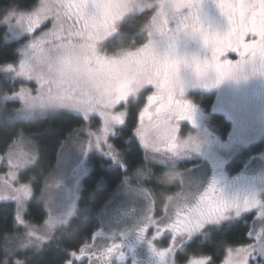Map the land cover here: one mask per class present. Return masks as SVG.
Masks as SVG:
<instances>
[{"label":"snow or ice","instance_id":"snow-or-ice-1","mask_svg":"<svg viewBox=\"0 0 264 264\" xmlns=\"http://www.w3.org/2000/svg\"><path fill=\"white\" fill-rule=\"evenodd\" d=\"M131 0H62L51 2L41 0L24 12L16 15V23L31 36L29 50L16 65H8L18 76L34 79L37 87L30 90L22 87L19 96L30 109L68 108L77 110L85 117L97 115L100 123L93 131L85 130L90 145L103 147L115 156L117 149L106 137L116 125L127 123L130 110L135 105L137 114L131 127L146 157L152 161H170L199 150L195 137L177 135L180 121L192 122L194 105L183 99L184 91H175L168 86L169 74L178 73L181 64L188 61L177 55L174 41L182 30L198 29L203 33V45L210 53L211 62L192 58L198 73L197 82L212 87L225 78H236L246 63L259 61L253 67V74L264 75V0H214L220 14L227 21L223 33L209 32L202 27L199 14V0H189L190 14L169 26L165 12L167 0H159L157 12L137 13L128 7ZM142 15L143 25L138 26L136 16ZM51 18L52 28L35 35L36 31ZM129 18L127 27L122 22ZM67 25V40L54 44L49 37L60 39ZM143 36V40L139 37ZM236 57L235 62L229 59ZM212 68L215 80L202 82L200 74ZM148 93L147 95H145ZM25 152L19 145H13L9 153L8 167L11 169L23 161ZM173 170V169H172ZM171 170V171H172ZM14 173L0 176V196L8 193L14 199L28 195V188L13 183ZM168 190L162 215L153 216L157 232L170 231L173 238L191 237L201 229L219 224L229 214L248 210L261 205L255 195L240 199L228 194L213 180L206 186L197 185L185 171L176 170L172 176H162ZM169 179L171 183H169ZM202 189V190H201ZM187 190V191H185ZM46 224L51 227L50 222ZM29 239L40 241L35 230L27 232ZM20 247H24L21 244ZM119 247L112 244L103 255L107 259ZM80 252H84L81 248ZM174 240L157 252L161 258L176 259ZM255 251L249 246L234 249L227 247L223 264H248ZM88 256L96 255L91 248ZM211 255H199L187 260L186 264H209ZM15 264H22L16 260ZM70 264V262H67Z\"/></svg>","mask_w":264,"mask_h":264},{"label":"rangeland","instance_id":"rangeland-1","mask_svg":"<svg viewBox=\"0 0 264 264\" xmlns=\"http://www.w3.org/2000/svg\"><path fill=\"white\" fill-rule=\"evenodd\" d=\"M40 2L41 0H38L35 6H39ZM51 2H57V0H51ZM62 2L67 3L68 1L62 0ZM24 11L26 10L15 8L0 10V25L5 26V39L18 43L16 60L0 66V71L6 73L2 80L7 86L0 93V116L12 119H30L47 113L68 111L80 114L84 119V123L76 127L63 143L61 150L58 152L54 168L44 179V186L41 192L36 195V198L43 202L46 210V217L40 224H35L26 218L27 203L33 198L34 192L30 181L20 179L21 170L32 164L37 154L35 139L28 134L18 135L8 149L0 153V176L7 175L11 171L15 174L12 182L17 186H24L25 182H27L26 186L28 188V195L21 199H14L8 193L0 196V201H11L14 203L16 225L19 227L17 234L10 237L11 239L6 245L9 254L7 258L9 259H5L3 264H15L16 260L22 261L24 257L36 254L41 243L51 240L67 224L77 207L81 181L88 173L90 167L88 158L92 152L107 158L111 165L125 167L118 142L129 140L130 136L126 132L132 135L131 127L139 107V105L133 106L127 123L114 126L111 133L106 137L107 141L117 149L115 156L107 154L103 147L90 145L85 137L87 128L95 131L99 125L100 118L97 115L85 117L83 113L68 108H48L43 110L28 108L20 98L19 90L22 87L35 90L37 87L35 80L18 76L7 67L8 65H16L24 58V53L29 50L31 36L21 25L16 23V15H10V13ZM66 26L65 31L60 34L59 40L55 37H49L54 44L66 42ZM51 28L52 21L50 18L36 31L35 35L39 36ZM254 66L257 67V64H252L251 70L246 73L240 71L242 74L245 73L244 76L238 73L236 78L229 77L215 95L212 106L206 108L194 107L198 110L197 125H189L180 121L178 137H195L199 143L198 151L173 158L170 161H152L144 154L145 164L133 175L134 180L130 184L128 180H125L122 183L124 187L118 191L116 199L104 209L101 220L102 227L97 230V236L127 235L144 224L151 226L146 236L147 240H154L156 244L160 242L161 236L154 227L156 221L152 218V215H162L164 205L169 202L166 199L161 205H157L155 196L144 183L148 175V161L177 164L185 162L184 165L186 167L180 170L185 171L187 176L195 180L194 193L198 190V184L206 186L219 178L222 188L228 194H234L240 199L254 194L259 203L264 205V98L253 99L250 97L251 89L257 84L255 78L260 77V81L264 82V75L253 74ZM187 67V72L184 74L179 73L176 79L183 77L186 85L193 83L201 86L202 84L197 82L193 75L192 68L194 67L192 65ZM207 73L212 75V71L208 69L205 72L206 76ZM207 79L209 77H202L201 81L207 82ZM198 89L195 90L196 92L190 93V97L200 102L207 98L208 95L206 93L207 90ZM183 98L187 99V96L184 95ZM135 107H137L136 110ZM221 114L228 116L232 121L230 131L227 133L222 128L223 116ZM135 139L137 140L136 137ZM13 145H19V151L25 152V156L22 162L13 165L10 169L7 161ZM261 211L259 206L248 210L242 209L239 214L233 212L221 223L209 225L193 234L190 238L177 236L175 238L176 241L174 240L176 249L196 235L206 237L211 229L223 222L246 220L245 217L247 215L249 216V220H247L249 222L247 233L249 240L241 245L255 249L249 257L248 264H261L264 260V214H261ZM46 222H50L52 226L49 227ZM29 230H35L41 240L29 239L26 235ZM56 231L57 234H55ZM99 240L92 247L91 243L87 247L86 244L82 245L81 248L84 249V252H80V249L71 251V260L86 259V257H89L87 253L89 248L96 253L89 259H97V252L101 250L99 242L103 241L102 239ZM21 244H24V247H20ZM241 245L229 248L234 249ZM226 255L227 250L221 261L214 264H223Z\"/></svg>","mask_w":264,"mask_h":264},{"label":"trees","instance_id":"trees-1","mask_svg":"<svg viewBox=\"0 0 264 264\" xmlns=\"http://www.w3.org/2000/svg\"><path fill=\"white\" fill-rule=\"evenodd\" d=\"M38 0H0V10L15 8L28 10L33 8ZM142 15H137V25L143 23ZM129 18H126L121 27H127ZM18 56V43L5 39V26L0 25V66L16 60ZM6 73L0 71V93L6 89L2 80ZM208 95V94H207ZM185 100L200 103L208 107L209 97L196 101L188 96ZM141 106V105H139ZM137 107H135L136 110ZM84 123L83 117L74 112L58 111L39 115L30 119H12L0 116V153L8 149L12 141L21 134H28L35 139L37 154L32 164L21 170L20 179L30 181L34 196L27 203L26 218L40 224L46 217L43 202L36 198L44 186V179L54 168L58 152L70 133ZM223 131L227 130L228 121L222 118ZM129 135V140L118 142L119 151L123 156L125 167L111 165L107 158L100 154L89 155V170L82 178L77 201V207L70 220L55 232V237L41 243L34 255L24 257L22 264H86V260H71L70 252L76 251L84 244L93 241L98 243L103 236H97V230L102 227V214L104 209L114 201L118 191L124 187L122 183L133 181V175L145 164L144 151L134 136ZM245 154V153H244ZM243 154V155H244ZM243 161V160H242ZM148 175L144 183L155 196L157 205L166 201L167 196L173 194L175 189L163 185L160 179L163 175L171 177L173 172L186 167L182 164L166 162H147ZM173 169V170H172ZM172 170V171H171ZM126 175V176H125ZM125 177V178H124ZM169 183H171L169 179ZM264 198V197H263ZM246 220L227 221L211 229L206 237L196 235L191 240L183 243L177 251V264H185L188 259L199 255H211L209 264H214L223 258L227 247L245 244L249 238V216ZM19 227L15 220V207L11 201H0V264L9 256L6 248L10 237L17 234ZM99 240V241H100ZM261 264H264V260Z\"/></svg>","mask_w":264,"mask_h":264},{"label":"flooded vegetation","instance_id":"flooded-vegetation-1","mask_svg":"<svg viewBox=\"0 0 264 264\" xmlns=\"http://www.w3.org/2000/svg\"><path fill=\"white\" fill-rule=\"evenodd\" d=\"M67 1L68 0H65V2ZM174 2L180 5V7L177 9L176 15L167 14L169 18L170 27H174L176 20L183 17H187L191 11L188 6L189 0H174ZM199 14H200V21L202 27H206L209 32L215 31L218 33H223L224 31L227 30V21L220 14L218 8L215 5L214 0H199ZM142 25L143 23H141L140 26ZM189 33L198 34L199 39L196 41H188L187 36ZM143 39L144 37L140 36L139 40H143ZM174 44L177 55L186 59L188 63L186 65L181 64L178 73H176L174 76L171 74L167 76L166 82L168 86L177 92L182 89L184 91V95H186L189 100L191 99L188 97V95L190 96V93L196 92L195 90L197 88L207 90L206 93L208 94V97L211 101L208 107L212 106L213 105L212 101L214 100L215 95L217 94L219 89L223 86V84L227 82L229 78H225L221 80L218 84L212 87H204L203 85L197 86L193 83L187 85L186 87H179V88L172 85L173 78H176L179 73H183V74L186 73L188 65H192L194 67L192 68L193 75L195 76V79H197L198 73L195 69L194 64L192 63V58L197 57L201 61H203V59L207 57L209 62H211L210 53H208L205 50L203 45V33L200 30L193 28L182 30L181 33L176 36ZM228 58L233 59V62H235L236 57L234 55H230ZM252 64H257V67H259L258 60L253 63L246 62L242 66V69L240 71L246 73L248 70H251ZM208 70L212 71V75L211 73H207L206 76L204 72L200 74V79L202 80V77H206V78L209 77V79H207V82L214 81L216 76L214 69L208 68ZM240 71L239 74L244 76L245 73L242 74ZM255 80L257 84H255L256 86H254L251 89L250 97L253 99H262L264 98V82L260 81L261 80L260 77L255 78ZM147 94L148 93H146V95ZM192 104L194 105V107H205L202 106L200 103H194V101L192 102ZM197 116H198V110L194 108L192 122H189L188 120H182L181 122H184L189 125L190 124L197 125ZM223 117L225 118V120L228 121V127L226 130L227 133L230 131L232 121L229 119L228 116L224 115ZM215 180L218 182V186L222 188L221 180L219 178ZM150 229L151 226L143 224V226L139 227L137 230L127 235L118 234V235H114L113 237L103 236L102 238L103 241L99 242L101 250H98L97 252L98 254L97 259L91 260L89 259V257H86V260H89L86 262V264H90V263L92 264H177V258L175 259V261H173L170 255L164 258H161L160 256L157 255V252L159 250L164 249L166 246L169 245L170 240L176 241L175 239L176 237L173 238V235L170 231H165L163 233L158 232V234H160L161 236V240L158 244H156L154 240L148 241L146 238ZM89 243H91V247L92 245H95V242L93 241H90ZM89 243L86 244V247L89 245ZM112 244H117L119 245V247L107 259V257L104 256L103 254L106 253V248L111 246ZM79 249H81V247H79ZM78 260H83V259H78Z\"/></svg>","mask_w":264,"mask_h":264},{"label":"clouds","instance_id":"clouds-1","mask_svg":"<svg viewBox=\"0 0 264 264\" xmlns=\"http://www.w3.org/2000/svg\"><path fill=\"white\" fill-rule=\"evenodd\" d=\"M159 6V0H131L129 4V8L133 12L142 13L145 11L150 12H157ZM180 7V5L176 4L174 0H167V3L165 5V12L167 14L176 15L177 9ZM199 39L198 34L196 33H189L187 36L188 41H196ZM172 85L179 88V87H186V81L183 77H180L179 79L173 78Z\"/></svg>","mask_w":264,"mask_h":264}]
</instances>
